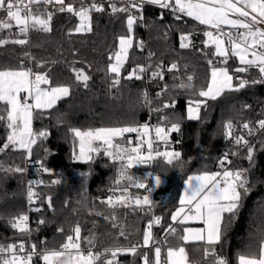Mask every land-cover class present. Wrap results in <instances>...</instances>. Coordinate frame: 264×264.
I'll return each instance as SVG.
<instances>
[{
    "label": "trees",
    "instance_id": "1",
    "mask_svg": "<svg viewBox=\"0 0 264 264\" xmlns=\"http://www.w3.org/2000/svg\"><path fill=\"white\" fill-rule=\"evenodd\" d=\"M88 1L95 0H65V4L71 3L76 8ZM100 1L104 11H91V31L77 32V15L58 11V5L41 4L37 7L52 12L50 32L32 30L29 43L24 45L11 42L22 38L19 29L1 32L2 36L8 33L12 36L7 39L8 43L0 45V70L31 69L33 73L46 74L51 81L47 87L68 86L70 94L52 109L34 113V132L45 131L48 135L37 139L31 159L27 158L26 150L12 146L0 151V246L23 243L26 247L33 242L40 251L56 250L69 235H74L73 230L78 225L81 248L135 246V254L128 252L118 256L115 264H145V256L148 264H152L154 252L151 248H143V236L155 214L160 218L157 235H164L159 246L164 258L168 247L178 246L185 247L188 264H215L217 257L224 258L227 264H239L240 255L258 256L264 242V129L258 124L264 120V77L255 66L246 72H234L242 65L233 55H229L226 65L220 63L223 58L214 55L213 47H205L207 37L203 33L206 28L191 18H160L154 6H142L137 2L139 9L113 13L109 0ZM128 4L121 2L115 7L125 8ZM129 14L137 17L131 31L133 46L121 69L120 83L114 86L115 74L108 71L109 64L114 61L109 57L118 51L119 38L130 35ZM182 34H190L189 40L184 41L189 44L186 48L180 46ZM141 42L147 43V57L140 49ZM147 59L152 74L163 72V79L157 76L152 80L150 101L156 119H166V130L172 123H179L180 130L170 133L166 148L180 152L181 162L175 166L164 161L155 163V175L164 178L165 185L156 187L163 199L154 210L134 204L109 207L101 201L121 195V191L113 190L127 184V181L120 185L115 183L120 162H114L102 152L90 161H78L79 141L71 129L86 131L145 124L148 109L144 100L145 82L125 77L137 66L144 65ZM209 59L213 66L229 69L234 85L240 82L237 78L248 81L246 87L238 91L226 90L215 100L199 97L198 91L206 88L210 79ZM172 64L178 68L168 71ZM73 69H83L89 76L87 87L76 80ZM188 76L193 77L192 87H179L182 82L189 83ZM197 99L206 100V104L200 108L199 119L190 120L187 118L188 102ZM165 104L172 106L165 108ZM4 107L0 103V115L6 116ZM228 122L233 125L231 137L226 136ZM245 123L251 132L243 128ZM9 132L6 119L0 120V148L7 142ZM127 136L128 133L125 142ZM238 136L250 142L251 160L248 159L249 147L244 149L243 143H236ZM225 155L231 161L227 167L242 171L248 181V192H242L240 207L231 219L225 214L221 240L212 246L215 256H205L204 250L209 247L205 242L185 244L171 233L170 228H176L177 233L182 234L185 227L174 224L172 215L180 207L187 177L222 171L219 161ZM39 162L50 171L43 172ZM16 167L24 171L9 170ZM128 171L137 178H145L149 173L138 166ZM27 180L32 182L36 193L32 216L37 220V228L34 232L21 233L11 222L28 212ZM53 180L60 183L54 184ZM144 182L150 185L151 177ZM129 193L142 198L146 190L131 187ZM41 220L44 223H40ZM105 259L106 256L101 255L97 264H104ZM33 264L44 262L36 256Z\"/></svg>",
    "mask_w": 264,
    "mask_h": 264
},
{
    "label": "snow or ice",
    "instance_id": "2",
    "mask_svg": "<svg viewBox=\"0 0 264 264\" xmlns=\"http://www.w3.org/2000/svg\"><path fill=\"white\" fill-rule=\"evenodd\" d=\"M148 2L157 4L162 8H170L177 14V19L183 17L191 18L197 21L200 25H204L208 30L204 31V36L207 37L205 47L209 46V41L215 46L214 55L222 57V64H227L228 57L235 56L239 60L241 67L235 68L233 71L242 73L248 71L249 68L255 66L259 73L264 77V28L258 27L264 24V0H148ZM58 5V11L73 13L77 15L81 24L76 29L77 32L91 31V11H104L102 5L92 3L87 7L83 5L77 9L73 4H65V0H0V11L6 12V18H0V31L17 27L19 35L25 37L11 41L12 43L24 45L28 43L27 36L31 30L50 32V22L52 12L45 9L33 6L39 5ZM113 13L117 11L130 12L131 9H139V5L135 0H130V3L125 8H116L115 5H110ZM142 19V17H140ZM137 17L129 14L127 18V26L129 32L132 31L133 25ZM14 22V24H13ZM228 31H225V29ZM215 30V31H213ZM242 30V31H241ZM190 34L181 35V47L186 48L189 44L184 41L189 40ZM9 41L0 39V45ZM133 45V37L121 36L119 38V50L113 56L109 57L111 62L108 71L115 74L113 85L120 83L119 76L123 64L127 60L128 51ZM142 47V42H141ZM151 55V54H150ZM251 57V58H249ZM211 67L210 79L207 82L206 88H201L197 95L207 99L215 100L225 90L238 91L246 87L248 81L240 79L238 85H233V75L229 73L227 67H215L213 61L208 60ZM176 64H172L168 71L177 69ZM76 74L77 81L84 82L87 87L88 75L83 69H73ZM143 66H137L132 72L125 77L126 79H141L137 72L143 73ZM153 78L159 76L163 79V72H153ZM34 76V78H32ZM189 83H181L179 87L190 88V83L193 79L188 76ZM260 81H253L257 83ZM50 85L51 81L46 74L35 73L31 69L28 70H0V103L4 107L5 115H0V120L7 121V128L10 130L7 136V142L0 148V151L12 146L14 149L26 150L27 158L31 159L32 147L37 143L38 138H44L48 135L47 132L41 131L35 133L32 129V121L34 113L43 112L52 109L56 103L63 97L70 94L68 86H55L48 89L42 88L41 85ZM23 94V95H22ZM159 95V93L157 94ZM144 100L147 104L151 101L147 93L144 94ZM206 104V100H190L187 108V118L199 119V112L202 105ZM172 105L165 104L164 107ZM259 127L264 129V120L258 121ZM243 128H249L245 123ZM226 136L231 137L233 125L231 122L226 123ZM180 130L179 123H172L167 130L164 127L156 126L155 138L156 141L168 143L169 135L172 132ZM74 137L79 141V154L77 159L90 161L93 159V154L99 155L103 151L105 156L111 158L114 162H120L118 177L115 181L117 185L127 181V184L122 189H114L113 191H121L119 196H109L102 200L101 203L107 204L109 207L122 205L128 207L134 204L136 207L148 206L149 210L152 205L149 195L132 197L129 193V188L145 189L151 193L152 186L144 181L151 177L154 185L159 187L162 183L160 175L148 173L145 178H137L130 174L128 170L136 165L147 164L157 158H163L168 165H173L181 162V153L174 150L161 151L154 149L153 145L156 141L150 135L148 124L140 126H124V127H102L97 129H89L81 131L80 129H71ZM136 133L137 143L133 146V141L127 139L125 134ZM237 144H247L248 141L243 136L236 138ZM147 145V152H143L144 145ZM253 149H248V159H252ZM75 155V153H74ZM235 155V153H234ZM43 172L48 173L50 170L43 166ZM231 164L227 155L219 161L222 171L203 172L198 175H190L185 181L184 195L180 198V205L177 211L172 215L173 222L185 224L188 221H198L204 225L203 228L193 229L184 228L182 234L177 233L176 228H170L171 233L176 234L178 239L185 244L190 241H203L209 247L205 248V256H215V251L212 246L218 244L221 240L222 225L225 221V214H228L229 219L234 216L240 207L242 192H248V181L244 178L242 171H233L227 165ZM10 171L22 172L24 169L16 167L9 169ZM30 182L29 200L31 201L36 193L32 190ZM39 183H43L40 181ZM52 183H60L59 180H53ZM49 206H51V198L49 197ZM39 210V209H37ZM114 219V217H113ZM29 217L20 215L13 219L11 226L21 233L29 232L28 226ZM154 222L159 224V218H155ZM40 223H44L43 220ZM153 221L147 225V229L143 236L144 246H148L152 239ZM62 231V230H61ZM74 235H69L66 242L61 245L59 250H47L38 252L35 244L31 245L29 250L25 249L23 243L19 245L11 244L8 246H0V264H33V258L39 256L44 264H97L100 260L101 253H94L91 249L87 253L81 249L80 232L81 229L77 225L74 228ZM123 231L121 235H123ZM89 243H91L89 241ZM109 250H106L108 252ZM113 259H106L104 264H113L114 258L118 252L128 251L133 254L136 252L135 246L130 249H114L110 250ZM239 264H264V242L261 243L259 255H240ZM187 253L184 246L168 247L164 260L161 259V247L155 248L154 264H187ZM145 264H148V258H144ZM215 264H227L222 257H217Z\"/></svg>",
    "mask_w": 264,
    "mask_h": 264
},
{
    "label": "built area",
    "instance_id": "3",
    "mask_svg": "<svg viewBox=\"0 0 264 264\" xmlns=\"http://www.w3.org/2000/svg\"><path fill=\"white\" fill-rule=\"evenodd\" d=\"M109 1L112 3V5H115V6H116V4L121 3V2L130 3V0H109ZM135 2L141 4L142 6H145V5L153 6V5L149 4V3H147L145 0H135ZM92 3H96L98 5H102L103 6V2L102 1L95 0V1H88V2L81 3L76 8L79 9L82 5L84 7H87L90 4H92ZM40 6H42V5H39V7ZM35 7H37V6L34 5L33 9ZM154 7L157 9L158 16L160 18H165L166 16H171V17H176L177 16V14L174 13L170 8H162L160 6H154ZM183 18H187V17H183ZM262 26L264 28V24H262ZM31 31L29 32V34L27 36L28 43L30 41ZM140 49L143 52H145V55L147 57V50L148 49H147V43L146 42L142 43V47L140 45ZM142 66L144 67L145 71L143 73L137 72V75H140L142 77L141 79L144 80L145 86H146V93L148 95V98L150 99V88H151V84H152V80H153V75H152V71L150 69L149 60L147 59L145 64L142 65ZM33 74H35V73H33ZM32 78H34V76ZM147 106H148V109H147V115H146L145 124L149 125V128L151 130L150 131V135L152 136L153 140L156 141L154 129H155L156 126L165 127L166 119L165 118H161V120L156 119V117H155V109L152 107L151 103L148 104ZM127 137H128V139H131L133 141V146H135V144L137 143V134L136 133H128ZM249 145H250V142H248L247 144H243V148L244 149L248 148ZM153 147H154V149H158V150L163 151V150H165L166 145L163 142L156 141L154 143ZM142 151L145 152V153L147 152V145L146 144L144 145ZM157 161H164V160H163V158H157L156 160L150 161L147 164H140V165H136V166H138L140 168H143L147 172L152 173L153 175H155L154 165H155V163ZM39 167L41 168L40 164H39ZM29 186H30V181L27 180L26 197H27V203H28V212L26 213V215L29 217V220H28V226H29V229H30L29 232H34L36 230V228H37V220L32 216V206L35 203V197L31 201L29 200V196H28ZM150 186H152V191H151V193H148L146 191V195H149L150 200H152L153 203L151 205V208L154 210V208L159 205V203L161 202V200L163 198H162L161 194L157 193V190H156V187L154 186V181L152 180V178H151ZM32 190L35 192L33 187H32ZM155 218H159V217H157L155 214H153V216H152V221H153L152 230H153V234H154V240H153V244L151 245V249L153 250V252L155 251L156 247L160 246L162 240L164 239V235H161L160 237L157 235V229H158V227L160 225V222H159V224H156L154 222ZM159 220H160V218H159ZM33 244H34L33 242L29 243V245L26 246L25 249L29 250L31 245H33ZM60 248H61V246L58 249H56V250H59ZM117 248H119V249H130V247H108V248H100V249L81 248V249L85 252V254L87 253V250L91 249L94 253H101L102 255L106 256V259H113V257L111 256V251L110 250H114V249H117ZM106 250H109V251L106 252ZM37 251L38 252H44V251H47V250L40 251L37 248ZM127 253H128V251L118 252L117 256L113 260V264H115V259L118 256H122V255H125ZM152 264H154V263H152Z\"/></svg>",
    "mask_w": 264,
    "mask_h": 264
},
{
    "label": "rangeland",
    "instance_id": "4",
    "mask_svg": "<svg viewBox=\"0 0 264 264\" xmlns=\"http://www.w3.org/2000/svg\"><path fill=\"white\" fill-rule=\"evenodd\" d=\"M147 3H149V4H151V5H153V6H159V5H157V4H153V3H150V2H148V0H145ZM80 24H81V20H80V18H79V22H78V25H77V28L80 26ZM259 26H261V28H263V26H262V24H260ZM76 28V29H77ZM206 30H208V29H206ZM84 32H87V31H82L81 33H84ZM207 40V39H206ZM209 46H211V47H213V49H214V52H215V46L214 45H212L211 44V42L209 41ZM229 55H231V51H230V54ZM238 62H239V60H238ZM18 70H25V69H18ZM17 70V71H18ZM230 73V72H229ZM231 74V73H230ZM232 83H233V81H232ZM234 85V84H233ZM41 87L42 88H45V89H48V88H50V87H47L46 85H41ZM226 91V90H225ZM23 95V94H22ZM220 96V95H219ZM218 96V97H219ZM207 99V98H206ZM58 103V102H57ZM56 103V104H57ZM199 116H200V112H199ZM192 120H195V119H192ZM32 129H34L33 128V121H32ZM170 136V135H169ZM169 140V139H168ZM124 143H126L125 141H124ZM102 153H103V151H101ZM78 154H79V144H78ZM94 155H96V154H93V156ZM78 161H84V160H80V159H77ZM193 175H198V174H193ZM162 178V177H161ZM165 185V179L164 178H162V183H161V185L159 186V187H162V186H164ZM155 186V185H154ZM156 187V186H155ZM158 187V188H159ZM185 187H186V185H184V187H183V191H182V194H181V197L184 195V191H185ZM180 197V198H181ZM180 207H181V205H180ZM177 211V210H176ZM174 224H177V223H179L178 221L177 222H173ZM180 224V223H179ZM182 225H185V227L184 228H193V229H199V228H203L204 227V225L202 224V223H200V222H198V221H188V222H186L185 224H182ZM151 232H152V239H151V241H150V243H149V245L148 246H144V244H143V248H151V245L153 244V240H154V234H153V230L151 229ZM190 242H198V241H190ZM161 259H162V261H163V259H164V257H163V254H162V250H161ZM154 260H155V251H154ZM188 264V263H187Z\"/></svg>",
    "mask_w": 264,
    "mask_h": 264
},
{
    "label": "crops",
    "instance_id": "5",
    "mask_svg": "<svg viewBox=\"0 0 264 264\" xmlns=\"http://www.w3.org/2000/svg\"><path fill=\"white\" fill-rule=\"evenodd\" d=\"M0 18H6V12L5 11H0ZM188 18V17H187ZM193 20V19H192ZM195 21V20H194ZM196 23H198L197 21H196ZM13 24H14V22H13ZM199 24V23H198ZM200 25V24H199ZM201 26H204V25H201ZM206 29H207V27L206 26H204ZM258 27H260L261 28V26H259L258 25ZM14 28H17V27H12L11 29H4V30H2V31H0V39H3V40H7V39H9V38H11V34L10 33H8V34H5L4 36H2V33L1 32H12V30L14 29ZM18 29V28H17ZM213 31H215V30H213ZM225 31H228V29L226 28L225 29ZM242 31V30H241ZM130 35H131V32H130ZM132 36V35H131ZM22 38H24L23 36H22ZM133 46V45H132ZM132 48V47H131ZM131 48L129 49V51H128V56H129V52H130V50H131ZM118 50H119V48H118ZM237 58V57H236ZM249 58H251V57H249ZM127 59H128V57H127ZM237 60H238V58H237ZM127 61V60H126ZM126 61H125V63H126ZM124 63V64H125Z\"/></svg>",
    "mask_w": 264,
    "mask_h": 264
},
{
    "label": "water",
    "instance_id": "6",
    "mask_svg": "<svg viewBox=\"0 0 264 264\" xmlns=\"http://www.w3.org/2000/svg\"><path fill=\"white\" fill-rule=\"evenodd\" d=\"M85 73V72H84ZM86 74V73H85ZM89 77V76H88ZM77 80V79H76ZM89 80H90V78L88 79V81H87V84L89 83ZM78 82H80V83H82V84H84V82H82V81H78ZM253 154V153H252Z\"/></svg>",
    "mask_w": 264,
    "mask_h": 264
}]
</instances>
